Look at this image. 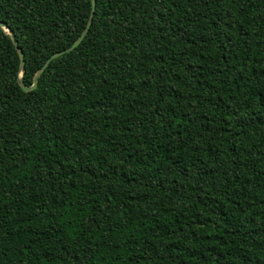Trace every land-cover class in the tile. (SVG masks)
<instances>
[{
    "label": "trees",
    "instance_id": "16d2710c",
    "mask_svg": "<svg viewBox=\"0 0 264 264\" xmlns=\"http://www.w3.org/2000/svg\"><path fill=\"white\" fill-rule=\"evenodd\" d=\"M92 0H0L31 87ZM0 28V264H264V0H97L37 88Z\"/></svg>",
    "mask_w": 264,
    "mask_h": 264
},
{
    "label": "water",
    "instance_id": "95a60500",
    "mask_svg": "<svg viewBox=\"0 0 264 264\" xmlns=\"http://www.w3.org/2000/svg\"><path fill=\"white\" fill-rule=\"evenodd\" d=\"M96 5H97V0H92V12H91V18L88 22V25L86 27V29L84 30V32L81 34V36L77 39V41L67 50L59 52L54 54L53 56H51L45 63V65L38 71V73L36 74L35 78H34V83L31 87H27L24 85L23 80H22V73L25 69V60H24V54L22 52V49L19 47V43L16 40V36L14 34V32L4 23L0 22V28L3 29L6 33H8V35L11 37L15 47L17 48V51L19 53L20 56V60H21V64H20V78H19V84L22 87V89L24 90V92H30L33 91L37 88L38 85V80L41 76V74L44 72V70L48 67V65L50 64V62L53 59H56L66 53H69L71 51H73L74 49H76L84 40V38L87 36L89 28L91 27L92 24V18L95 15V10H96Z\"/></svg>",
    "mask_w": 264,
    "mask_h": 264
}]
</instances>
